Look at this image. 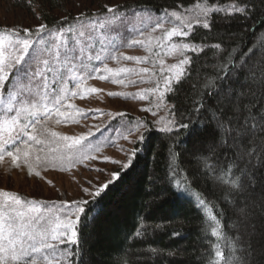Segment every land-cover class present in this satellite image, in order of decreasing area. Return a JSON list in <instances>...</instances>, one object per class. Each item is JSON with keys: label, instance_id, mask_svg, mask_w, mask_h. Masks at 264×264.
I'll list each match as a JSON object with an SVG mask.
<instances>
[{"label": "snow or ice", "instance_id": "snow-or-ice-1", "mask_svg": "<svg viewBox=\"0 0 264 264\" xmlns=\"http://www.w3.org/2000/svg\"><path fill=\"white\" fill-rule=\"evenodd\" d=\"M248 3L249 0H231L230 3L218 5L215 0H203V3L197 2L195 7L186 13L165 10V16H158L155 20L148 9L133 11L132 18H129L127 15L118 14L119 6H105L104 15L80 13L72 18L77 22L75 24H68V18L64 17V24L58 21L55 28L40 23L35 28L3 29L0 32V103H3L4 92H7L9 102L0 109V163L7 157L15 168L26 165L27 174L33 175V162L38 165L67 163L75 166L85 160L96 159L90 153L99 149L85 143L91 132L79 136L61 135L47 127V121L52 118V113L59 117L56 119L57 124L61 123V120L74 118V113L62 111L61 108L65 106L67 93L71 91L76 95V89L81 88L79 81L83 79L82 74L91 77L93 72L101 71L98 66H93V61H100L103 64V71L112 73L113 76L136 71L126 67L110 68L104 63L108 57L101 54L107 49L101 48L99 52L96 51V44L103 43L102 37L106 31L118 33L119 26L125 24L135 27L134 20H139L144 30L151 26V33L159 30L163 35L155 38L157 47L166 48L167 55L176 54L181 57L177 63L170 65H166L165 61L160 59L159 78L155 79V87L143 89L135 94L141 100L149 99L148 94H151L156 100L157 110L167 107L171 118L160 131H172L177 124L176 113L174 105L166 104L167 93L173 90V85L183 82L188 75V66L193 64L194 59L206 55L209 51L220 54L221 59L224 58L223 38L208 43L196 39V33L203 32L208 40H215L212 34L217 33L220 27L217 18L229 24L237 19L247 20L251 15ZM165 20L173 26L165 28L162 22ZM261 23L264 24V21ZM65 24L68 26L65 27ZM144 30L137 29L141 37L145 35ZM175 38H181L184 42L174 43ZM144 43L143 39L130 41V45ZM115 47L116 45H113V48ZM109 55L113 59L116 58L111 52ZM126 59L141 58L127 56ZM220 70L224 72V67ZM250 71L252 70H245L242 64L235 73L230 68L222 77L217 75L215 80H209L205 84L206 88L210 86L215 89L213 94L217 98L223 96V101L222 107L216 108L209 116V121L213 125V141L207 151L211 152L212 157L205 158L201 163L203 168L207 169L205 175L208 172L217 173V165L220 162L217 151L219 150L221 155L230 153L232 166L235 167V172L240 173L235 179L223 181L229 185L230 192L240 190L245 183L251 185L255 179L254 170L264 168V69L259 73L261 77L259 93L252 83L256 80L254 71L248 84L241 85L239 91L235 87L239 83V75H247ZM53 72L56 73V78L49 84L48 75ZM139 73L149 74V79L157 77V72L147 67L140 68ZM140 79L143 80L144 77L140 76ZM225 81L228 83H223ZM115 82L125 83L123 79H116ZM9 83H12L11 90L8 89ZM129 83L135 81L130 80ZM88 91L94 93L100 90L91 88ZM108 95L130 94L108 92ZM48 103L52 104V108L48 107ZM199 107L203 108L204 105L201 104ZM142 111L151 112L153 117L158 115V111H152L151 108H143ZM163 121L164 117H160L155 122ZM179 127L187 128L188 125L180 124ZM148 130L149 122L138 120L128 132L130 136H136V140L133 141L136 143L146 138ZM124 139L127 140L128 136ZM253 144L256 145L255 148L251 147ZM34 145L42 147L38 150L41 154L33 158V153L37 151ZM135 155L136 152L133 150L128 156L127 163L121 167L128 168ZM212 158H215L216 163H209V159ZM171 159L175 162L176 155L173 154ZM111 162L120 164L119 160ZM228 167L229 165L225 164V168ZM235 172L232 173L233 176ZM35 175L39 177L40 172H35ZM118 175L119 173H112V179L101 184L94 192L90 191L89 187L82 188V192L87 193L89 197H98ZM172 175L175 186L187 192L186 178L182 182L176 179L179 175L177 172L173 171ZM216 179H220V176H216ZM194 196L197 206L205 212L206 219L215 225L208 226L211 236L216 237L218 241L224 239L220 230L221 222L213 211L215 205L207 201L201 193H195ZM0 197L5 198L0 202V264H71L75 251L68 246L79 243L78 225L82 214L85 213L88 200H63L58 202V206L53 204L52 207L37 208L35 205L43 202L35 199L23 201L18 194L7 190L0 189ZM21 208L24 210L21 211ZM241 216L247 218V212L243 209ZM136 235L139 236L141 233L137 232ZM212 247L216 259L214 262L210 261V264H220L221 261L223 264H234L231 255L226 256L219 242ZM235 264L246 262L240 259Z\"/></svg>", "mask_w": 264, "mask_h": 264}, {"label": "trees", "instance_id": "trees-1", "mask_svg": "<svg viewBox=\"0 0 264 264\" xmlns=\"http://www.w3.org/2000/svg\"><path fill=\"white\" fill-rule=\"evenodd\" d=\"M197 2L203 0H122L118 6L119 12L126 15L143 9L157 13L182 11ZM215 2L224 5L231 0ZM72 3L73 0H0V12L5 6L7 11L22 14L25 21L55 28L58 21L64 24V17L68 24L77 23L72 19L76 17ZM92 3L101 8L96 14L100 15L104 11L102 0H83L82 7L86 6L90 13ZM248 7L251 15L247 20L237 19L229 24L217 18L220 27L212 34L215 40H208L203 32L196 33V39L208 43L223 38L224 58L209 51L194 59L183 82L173 85L167 93L166 103L175 106L176 126L163 132L149 124L146 138L134 144L136 155L131 165L119 169V175L101 195L89 200L78 225L79 243L68 246L75 251L71 264H210L216 259L212 245L217 242L226 256L231 255L234 264L240 259L246 264H264V168L254 170L251 185L245 183L240 190L230 192L223 181L240 175L232 166L231 154L217 151V173L205 175L207 169L201 163L212 157L207 151L213 141L209 116L222 107L223 101V96L217 98L213 94L215 89L205 87L206 82L215 80L217 75L222 77L230 68L235 73L243 64L245 70L256 73L252 83L257 93L261 88L264 0H249ZM1 20L4 19L0 17V24ZM252 71L239 75L237 91L250 82ZM201 104L203 108L199 107ZM180 124L188 127L181 128ZM173 154L175 162L171 159ZM209 163H216L215 158ZM225 164L229 167L225 168ZM173 171L179 174L176 179L184 182L186 178L187 192L175 186ZM195 193L215 205L213 211L221 222L224 239L218 241L211 236L208 226L215 225L197 206ZM241 209L247 212V218L241 216ZM137 232L141 235L137 236Z\"/></svg>", "mask_w": 264, "mask_h": 264}, {"label": "rangeland", "instance_id": "rangeland-1", "mask_svg": "<svg viewBox=\"0 0 264 264\" xmlns=\"http://www.w3.org/2000/svg\"><path fill=\"white\" fill-rule=\"evenodd\" d=\"M121 1L102 0L103 8L105 6H118ZM82 3L83 0H73L72 7L75 16L80 13H100L101 8L97 7L95 3H92L89 9L90 13L87 12L86 6L82 7ZM194 7L195 5L181 12L186 13L187 10ZM2 9L4 11L0 12V17L4 20H1L0 32L5 28H35L39 25V23L30 19L25 21L23 15L19 12L7 11L5 6ZM149 12L153 20L158 16H165V11L158 13L155 11ZM104 14L103 11L98 16ZM118 14L125 15L120 12ZM126 15L132 18L129 12ZM162 22L165 28L173 26L166 20ZM134 24L135 27L127 24L120 25L118 33L106 31L102 37L103 43L96 44V51L99 52L101 48L107 49V51L101 54L108 57L104 63H107L110 68L126 67L135 69L136 71L113 76L112 73L103 71V64L100 61H93V66H98L101 71L99 73L93 72L91 77L87 76V74H82L83 79L79 81L81 88L76 89V95H73L71 91L68 92V98L64 101L65 106L61 108L62 111L74 113V118L67 121L61 120V123L57 124L56 119H59V117H56L55 113H52V118L47 121V127L61 133V135L79 136L91 132V135L87 136L85 143L99 149V151L90 153L96 159L85 160L83 163H77L75 166L67 163L63 165L56 163L38 165L33 162V175H28L26 165H22L21 168H15L9 158L5 157V161L0 163V189L18 194L23 201L35 199L43 202L37 203L35 205L37 208L52 207L49 204H57L58 206V202L63 200L83 199L89 201L93 197H89L87 193H83L82 188L89 187L90 191L94 192L101 184L112 179V173H118V170L123 168L121 165L127 163L128 156L135 150V143L133 141L136 140V136L129 135V128H132L138 120L148 121L149 124L158 129L165 126L168 119H170L167 107L157 110L155 107L156 100L153 99L151 94H148L149 99L145 100H141L135 94L143 89L155 87V79L159 78L158 61L160 59H163L166 65H170L177 63L181 57L176 54L167 55L166 48L157 47V40L155 38L163 35L159 30L156 33H151V26L149 29L144 30L139 20H134ZM137 29L144 30L145 35L141 37ZM133 39H143L145 43L130 45V41ZM173 42L184 41H181V38H175ZM113 45H116V47L113 48ZM109 52L116 58L113 59L109 55ZM157 53L160 55L158 56ZM127 56L140 57L141 59L128 60L126 59ZM145 67L156 71L157 77L149 79V74L139 73V69ZM101 76L106 78L101 79ZM140 76H143L144 79L141 80ZM55 78L56 73H50L48 75V83L51 84ZM116 79H123L125 83H116ZM14 80L15 77L13 76ZM130 80L135 81V83H129ZM65 86L67 87L68 85ZM91 88H96L100 91L94 93L88 91ZM8 89H12L11 83L8 84ZM108 92H125L130 95L109 96ZM8 102L9 97L7 92H4L3 103H0V109ZM69 105L73 107H68ZM48 107L52 108V104L48 103ZM143 108H151L152 111H158L157 117H153L151 112L142 111ZM117 113H122L123 115H117ZM41 115H43V112H41ZM160 117H164V121L156 123L155 121ZM29 131H31V128ZM125 136H128L127 140L124 139ZM41 138L43 139V137ZM33 147L37 150L33 153L34 158L35 155L41 154L38 150L42 146L34 145ZM105 157L108 159L105 160ZM113 160H119L120 164L112 163L111 161ZM97 169H100V171H97ZM35 172H40V176H36ZM4 200V197H0V202ZM23 210L21 208V211Z\"/></svg>", "mask_w": 264, "mask_h": 264}]
</instances>
